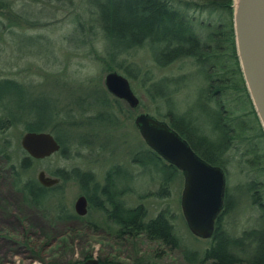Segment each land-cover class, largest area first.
Segmentation results:
<instances>
[{
    "label": "rangeland",
    "instance_id": "rangeland-1",
    "mask_svg": "<svg viewBox=\"0 0 264 264\" xmlns=\"http://www.w3.org/2000/svg\"><path fill=\"white\" fill-rule=\"evenodd\" d=\"M130 1L0 0V79L8 78L21 84L27 92L21 98L28 105L33 104L35 110L44 107L50 111L53 105L56 107V116L45 121V131L56 138L55 133L59 136L61 131L68 129V136L63 138L59 151L31 161L23 173L25 177L35 179L40 170L51 177L58 173L66 175L65 178L57 177L59 181L55 185H60L59 188L48 191L46 207L49 210L44 213L22 204L10 181L9 166L0 153V264L69 261L79 264L89 258H109L117 264H128L134 257L145 258L149 264H182L184 250L196 251L198 256L209 246V239L196 238L190 233L183 217L180 205L183 176L176 173L168 185L167 196L157 195L161 190L160 178L166 171L159 172L160 165L144 151L137 155L142 165L132 160L136 152L146 147L134 124L135 116L148 113L160 120L169 118V114L174 117V109L181 99L174 96V79L177 80L184 71L191 72L194 67L188 59L158 66L148 47L115 54L114 62L102 59L106 54L104 43L96 25L90 24L86 9L94 12L97 6L126 7ZM188 14L196 15L198 20L194 24L197 26L208 23L209 30L218 28L221 34L224 33L222 24L229 18L223 10L200 13L190 9ZM78 29L83 32L80 34ZM212 46L222 48L225 44L213 43ZM120 48L121 44H117L116 49ZM128 65L136 73L133 78L126 74ZM109 71H117L129 80L139 99L136 107H130L125 100L107 92L104 77ZM154 81L168 85L164 88L165 99L151 96L150 84ZM199 82V75H189L184 88L188 98ZM160 88L161 84H157L155 90ZM235 94L238 96V92ZM104 97L106 104L101 106ZM14 100L10 99L8 103L13 104L17 113ZM105 112L109 119H103ZM19 117L0 131V145L7 141V156L15 165L23 157L21 136L28 131L25 128L27 116ZM249 132L252 131L247 134ZM236 157L227 165L226 192L232 196V206L220 220V226L232 235L258 227L262 212L260 205L264 206V158L259 163L260 168L258 164L251 166ZM116 166L114 191H119L118 197L127 207L143 205L148 219L165 209L180 242L178 249L149 241L144 236L135 238L133 247L127 245L124 240L113 236L114 229L108 227L110 224L103 211L93 202H89L83 220L68 225L54 220L52 207L57 200L74 212L76 197L86 196L70 174L73 169L90 172L102 187L107 172ZM110 190L113 191L112 187ZM101 198L98 192L99 202ZM254 200L258 203L255 204Z\"/></svg>",
    "mask_w": 264,
    "mask_h": 264
},
{
    "label": "trees",
    "instance_id": "trees-1",
    "mask_svg": "<svg viewBox=\"0 0 264 264\" xmlns=\"http://www.w3.org/2000/svg\"><path fill=\"white\" fill-rule=\"evenodd\" d=\"M232 5L233 0H131L126 7L97 6L98 8L94 12L86 9V14L90 24L96 25L104 43L106 54L105 57L103 56L105 58H102L103 60L114 62L116 59L115 54L122 55L138 48L148 47L151 49L154 62L158 66H166L185 58L193 59V62H202L206 58H211V53L220 51L217 49L218 46H212L213 43L224 42L225 47H229L228 50L232 52L235 59ZM190 9L197 10L200 13L221 10L227 12L229 18L222 24L224 33L221 34L218 28L209 30L208 23L206 25L200 23L198 26L194 24V21L198 19L195 14H188ZM92 27L93 25H90V28ZM82 30H79L80 34L83 32ZM117 44H121V48L118 50L116 49ZM222 51H225V49L220 52ZM213 62H216V57ZM110 69H113L112 66ZM125 70L129 77L136 76L134 69L132 70L129 65L125 67ZM157 84H161L159 91L155 90ZM165 84V82H152L150 84L151 96L153 98L163 96L164 88L168 86ZM22 94H27V92L21 84L8 78L0 79V131L8 128L18 118L20 119L19 115L27 116V121H25L26 130L45 131V121L56 116L54 112V110L57 111L56 107L53 105L50 111H47L44 107L35 110L33 104L28 105L24 102V99L21 98ZM6 98L9 99L5 101ZM10 99L17 100H14L17 113L14 111L13 104L8 103ZM79 99L84 100L83 97ZM115 99L117 100V98ZM105 101L104 97L101 106L106 104ZM24 113H27V115ZM106 113L102 114L103 119H109ZM170 124L172 125L171 122ZM67 131L68 129L65 128L59 136L55 133L56 139L62 145L64 143L63 138L68 136ZM62 133H64V136ZM7 149V141L2 142L0 153L9 166L10 181L18 192L22 204L36 208L43 213L46 209L48 211L49 208L46 207L47 193L59 188L60 185L46 188L41 186L35 178L25 177L23 173L34 159L27 157L21 148L23 157L15 165L11 163L7 156ZM141 151L147 152L151 160L160 165L159 172L166 171V174L160 178L161 190L157 195L167 196L168 185L176 177L175 166L169 165L147 145L132 157V160L137 162L138 165L143 163L137 158ZM116 168L118 166L111 168L105 176V184L101 187L103 196L100 202L97 199L100 185L90 172L73 169L70 174L81 185L88 202H93L97 209L103 211L106 222L110 224L108 227H112L111 230L114 229L113 236L115 238L124 240L128 243L127 245L133 247L132 241L138 236H144L149 241L160 242L170 249H178L180 242L174 232L171 217L165 209L160 210L154 217L148 219L147 211L143 205L127 207L118 197L116 191H114L116 189L114 188L116 186L114 177ZM58 174L56 177L62 176V178H65L66 176H63L62 173ZM111 187L113 191L110 190ZM94 199L97 200V203ZM226 201L228 202L224 204L222 211L216 218L214 232L209 238V246L198 256L196 251L184 250L182 264H264V206L260 205L262 212L258 227L245 229L240 235H232L220 226L221 217L232 206L230 198ZM254 202L255 204L258 203L255 200ZM52 211L54 220L59 224L68 225L72 221L84 219L75 212L67 210L61 200H57L52 207ZM133 261L134 264H149L148 260L142 257H134ZM113 263H115L113 259L105 258L98 264ZM53 264L75 263L69 261Z\"/></svg>",
    "mask_w": 264,
    "mask_h": 264
},
{
    "label": "water",
    "instance_id": "water-1",
    "mask_svg": "<svg viewBox=\"0 0 264 264\" xmlns=\"http://www.w3.org/2000/svg\"><path fill=\"white\" fill-rule=\"evenodd\" d=\"M233 30L240 69L250 99L264 132V0H233ZM108 92L125 100L130 107L139 103L129 80L117 71L105 74ZM134 124L145 144L162 159L183 174L180 205L186 225L195 237L209 239L215 221L224 206L225 177L223 171L202 161L168 124L148 113L135 116ZM26 156L35 160L49 157L60 150V143L48 131H27L20 139ZM37 181L44 187L58 183L57 177L37 173ZM85 195L74 201V212L84 216L88 211ZM79 264H97L89 258ZM131 264V263H128Z\"/></svg>",
    "mask_w": 264,
    "mask_h": 264
},
{
    "label": "flooded vegetation",
    "instance_id": "flooded-vegetation-1",
    "mask_svg": "<svg viewBox=\"0 0 264 264\" xmlns=\"http://www.w3.org/2000/svg\"><path fill=\"white\" fill-rule=\"evenodd\" d=\"M220 48L221 46L217 47L220 51H225L211 53L212 57L202 62L188 59L192 62L193 70L180 73L173 85L174 96L181 98L174 109V117L169 114V118L162 120L187 142L196 156L223 171L225 204L228 198H232L226 192L227 165L239 156L236 158L240 161L251 166L258 164L261 168L259 163L264 158V132L247 91L237 55L235 54L234 59L235 56L228 50L229 47ZM215 57L216 62H213ZM184 60L186 58L180 62ZM192 74L199 75L200 82L194 86L192 95L188 98L184 88L189 75ZM237 92L238 96L235 94ZM247 131L252 132L247 134ZM175 168L176 173L183 176L182 171ZM98 192L102 197L101 187ZM87 203L89 210L88 198ZM104 259H97V264ZM131 264H134V261Z\"/></svg>",
    "mask_w": 264,
    "mask_h": 264
}]
</instances>
